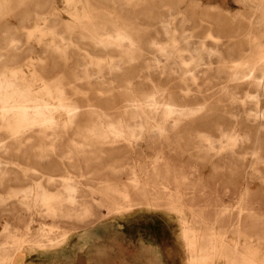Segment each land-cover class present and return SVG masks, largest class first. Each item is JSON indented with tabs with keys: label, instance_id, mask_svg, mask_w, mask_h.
Wrapping results in <instances>:
<instances>
[{
	"label": "rangeland",
	"instance_id": "1",
	"mask_svg": "<svg viewBox=\"0 0 264 264\" xmlns=\"http://www.w3.org/2000/svg\"><path fill=\"white\" fill-rule=\"evenodd\" d=\"M153 42L178 72L152 66ZM262 51L264 0H0V264H264V118L248 116L264 112ZM155 89L187 116L147 108L140 131L133 105ZM135 178L149 183L128 206Z\"/></svg>",
	"mask_w": 264,
	"mask_h": 264
},
{
	"label": "bare ground",
	"instance_id": "2",
	"mask_svg": "<svg viewBox=\"0 0 264 264\" xmlns=\"http://www.w3.org/2000/svg\"><path fill=\"white\" fill-rule=\"evenodd\" d=\"M128 1V0H127ZM253 1V0H252ZM67 3V2H66ZM36 5V4H35ZM84 11V10H83ZM49 13V12H48ZM47 13V14H48ZM74 15V14H73ZM89 15V14H88ZM91 15V14H90ZM89 15V16H90ZM181 16V15H180ZM46 17V16H45ZM50 17V16H49ZM38 18V17H37ZM241 18V17H240ZM75 19H76V17H75ZM86 19V18H85ZM170 19H171V17H170ZM244 19V18H243ZM47 20V19H46ZM51 20V19H50ZM83 20V19H82ZM72 21V20H71ZM79 21V20H78ZM172 21V20H171ZM246 21V20H245ZM35 22H37L36 20H35ZM80 22V21H79ZM92 22V21H91ZM34 23V22H33ZM55 23H56V21H55ZM82 23V22H81ZM170 23V22H169ZM35 24V23H34ZM36 24H38V23H36ZM50 24V23H49ZM68 24V23H67ZM117 25V24H116ZM166 25V24H165ZM33 26V25H32ZM164 26V25H163ZM37 27V26H36ZM73 27V26H72ZM80 27V26H79ZM31 28H34V27H31ZM38 28H39V26H38ZM90 28V27H89ZM103 28V27H102ZM118 28V27H117ZM34 29H36V28H34ZM40 29V28H39ZM64 29H66V28H64ZM120 29V28H119ZM17 30V29H16ZM42 30V29H41ZM72 30V29H71ZM70 30V31H71ZM169 30V29H168ZM22 31V30H21ZM32 32V31H31ZM30 32V33H31ZM35 32V31H34ZM38 32V31H37ZM103 32V31H102ZM169 31H167V30H165L164 31V33L166 34V36H167V33H168ZM186 32V31H185ZM188 32V31H187ZM29 33V34H30ZM172 34V33H171ZM44 35V34H43ZM57 35V34H56ZM107 35V34H106ZM105 35V36H106ZM188 35V34H187ZM208 35V34H207ZM124 36V35H123ZM163 36V35H162ZM118 37H120V35L118 36ZM126 39H127V41L130 43V45H133V41L130 39V38H128V36H124ZM124 37H123V39H124ZM45 38V37H44ZM96 38V37H95ZM108 38H111V37H108ZM122 38V37H121ZM136 38V37H135ZM184 38V37H183ZM253 38V37H252ZM56 39V38H55ZM62 39H64L63 37H62ZM93 39V38H92ZM102 39V38H101ZM101 39H97V40H99L100 42H103V40H101ZM112 39V38H111ZM205 39V38H204ZM10 40V39H9ZM166 39L164 38V41H165ZM175 40V39H174ZM16 40H15V37H14V39H11L9 42H10V46H11V48L12 49H17L18 48V45L16 44V42H15ZM48 41V40H47ZM105 41V40H104ZM156 41V40H155ZM9 42H7V43H9ZM106 42V41H105ZM109 42V41H108ZM185 42L187 43V40H185ZM99 43V42H98ZM104 43V42H103ZM54 44V43H53ZM151 44V43H150ZM153 44V47L155 48V50H156V55H155V59H154V61H155V63L152 65L156 70H158V69H160V68H163V64L164 63H166V64H170V65H172V70L173 71H169V72H178L179 70H180V68H181V65H183V62H182V60L180 61V60H174V59H172V54H174V53H172L170 50H168V48H166L165 46H163V45H161V44H163V43H159V42H153L152 43ZM200 44V43H199ZM2 45V44H1ZM27 45V44H26ZM108 45V44H107ZM113 45V44H112ZM127 45H128V43H127ZM250 45V44H249ZM259 45V44H258ZM105 46V45H104ZM115 46H117V45H115ZM137 46V45H136ZM261 46V45H260ZM106 47V46H105ZM128 47H129V45H128ZM131 47V46H130ZM129 47V48H130ZM133 47V46H132ZM55 48V47H54ZM71 48V47H70ZM119 48V47H118ZM118 48H116L115 47V49H118ZM134 48V47H133ZM76 49V48H75ZM121 49V48H120ZM153 49V48H152ZM8 51V50H7ZM56 51V50H55ZM129 51V50H128ZM82 52V51H81ZM175 52V51H174ZM184 52V51H183ZM263 52V51H262ZM125 53V52H124ZM127 53V52H126ZM264 53V52H263ZM191 54V53H190ZM196 54V53H195ZM195 54H194V56H195ZM250 54V53H249ZM260 54H262V53H260ZM193 56V57H194ZM197 56V55H196ZM197 57H199V54H198V56ZM200 57H204V58H208V60L210 59V58H212L213 57V52H212V54L211 53H207L205 56L203 55V56H200ZM262 57H264V54H263V56ZM261 57V58H262ZM109 59V58H108ZM192 59V58H191ZM198 60V59H197ZM259 60V59H258ZM37 61V60H36ZM195 61V60H194ZM254 61H255V59H254ZM261 61V60H260ZM23 62V61H22ZM184 62H186V61H184ZM210 62V61H209ZM207 63V62H205V61H202L201 63L204 65V64H210V63ZM262 62V61H261ZM260 62V63H261ZM32 63V62H31ZM90 63V62H89ZM187 63V62H186ZM257 63H259V62H257ZM99 64V63H98ZM131 64V63H130ZM136 64V63H135ZM190 64V63H189ZM195 65H198V64H195ZM212 65V64H211ZM210 65V66H211ZM242 65V64H241ZM243 65H245V64H243ZM260 65H262V64H260ZM248 66V65H247ZM264 66V65H263ZM262 66V67H263ZM85 67V66H84ZM88 67V66H87ZM108 67V66H107ZM197 67V66H196ZM4 68V67H3ZM164 68H165V66H164ZM238 68V67H237ZM208 69V68H207ZM112 70V69H111ZM162 70V69H161ZM235 70V69H234ZM245 70V69H244ZM261 70V69H260ZM85 71V70H84ZM258 71V70H257ZM263 71V70H262ZM14 72V71H13ZM154 72V71H153ZM260 72V71H259ZM155 73V72H154ZM204 73V72H203ZM251 73H253V71L251 72ZM30 74V73H29ZM160 74V73H159ZM173 74V73H172ZM187 75H189L190 76V78H191V80L194 82V84L196 83L195 81H196V74H195V72H193V71H190V70H188L187 71V73H186ZM14 75H16L17 76V74H15L14 73ZM85 75V74H84ZM83 75V76H84ZM199 76V75H198ZM39 78V77H38ZM235 79V78H234ZM264 81V80H263ZM42 82V81H41ZM54 82V81H53ZM255 82V81H254ZM257 82V81H256ZM258 83V82H257ZM262 84H263V82H262ZM9 85V84H8ZM7 85V86H8ZM43 85V84H42ZM111 85V84H110ZM128 85H130V84H128ZM196 85V84H195ZM260 85V84H259ZM0 86H2V85H0ZM151 86V85H150ZM3 87V86H2ZM6 87V86H5ZM26 87V86H25ZM4 88V87H3ZM12 88V87H11ZM45 88V87H44ZM152 88V87H151ZM257 88V87H256ZM0 89H2L1 87H0ZM8 89V88H7ZM7 89H5V90H7ZM16 89V88H15ZM31 89V88H30ZM153 89V88H152ZM259 89V88H258ZM23 90V89H22ZM156 90V89H155ZM3 91V90H2ZM18 91V90H17ZM27 91H28V89H27ZM44 91V90H43ZM73 91V90H72ZM1 92V91H0ZM9 92V91H8ZM26 92V91H25ZM30 92V91H29ZM4 93V92H3ZM19 93V92H18ZM21 93V92H20ZM2 94V93H1ZM11 94V93H10ZM10 94H8L9 96H10ZM23 94V93H22ZM25 94V93H24ZM14 95V94H13ZM29 96H30V94H28ZM83 95V94H82ZM257 95V94H256ZM255 95V97H257ZM8 96V97H9ZM16 96V95H15ZM14 96V97H15ZM21 97H22V95H20ZM19 96V97H20ZM254 96V95H253ZM252 95L251 96H247L246 95V97H253ZM8 97H5V98H8ZM13 97V96H12ZM19 97H17L18 99H19V101H21L20 100V98ZM106 97V96H105ZM140 98H144L147 102L149 101L150 102V104H147L149 107H141V105L140 104H138V105H133L134 106V108H135V110H136V112H137V115H136V117H135V123L137 124V125H139V130L140 131H142L143 130V126H142V124H143V121H144V119L145 118H147L148 116L146 115V113L147 112H145V110L148 108L150 111H152V110H157L158 108H164L163 110H164V112H163V118H162V120L160 119V123H170V122H174V123H176V122H180V120H181V118L182 117H186L187 116V114H184V113H182V112H180V111H178L177 110V107H178V104H176V103H174L173 101L171 102L170 101V96H168L166 93H159V92H157V90L154 92V93H152V94H150V95H146V96H139ZM157 97H160L161 98V101H159L158 100V98ZM167 97V98H166ZM3 98H4V96H3ZM2 98V99H3ZM51 98V97H50ZM236 98V97H235ZM245 98V97H244ZM9 99H11V98H9ZM13 99V98H12ZM14 99H16V98H14ZM28 99V98H27ZM136 99V98H135ZM143 99V100H144ZM253 99V98H252ZM258 99V98H257ZM5 100H7V99H5ZM17 100V99H16ZM54 100V99H53ZM141 100V99H140ZM9 101V100H8ZM15 101V100H14ZM145 101V102H146ZM3 102V101H2ZM10 102H12L11 100H10ZM10 102H8V103H10ZM16 102V101H15ZM22 102V101H21ZM25 102V101H24ZM28 102V101H27ZM65 102V101H64ZM144 102V101H143ZM233 102V101H232ZM231 102V103H232ZM242 102V101H241ZM246 102V101H245ZM255 102V101H254ZM3 103H5V102H3ZM29 103V102H28ZM133 103H135V102H133ZM52 104V103H51ZM136 104V103H135ZM233 104V103H232ZM257 104V103H256ZM262 104H264V103H262ZM14 105V104H13ZM20 105V104H19ZM26 105V104H25ZM34 105V104H33ZM56 105V104H55ZM249 105V104H248ZM4 106H7V105H4ZM17 106V105H16ZM35 106V105H34ZM62 107H63V105H61ZM30 107H31V105H30ZM36 107V106H35ZM40 107V106H39ZM254 107V106H253ZM22 108V107H21ZM26 108V107H25ZM32 108V107H31ZM197 108V107H196ZM23 109V108H22ZM35 109H37V108H35ZM67 110H66V119H67V121L68 122H72L73 121V119L76 117V115H77V110H75L76 108H74V106L72 105V104H70V103H67V108H66ZM54 110V109H53ZM92 110V109H91ZM162 110V111H163ZM179 110H181V109H179ZM187 111H189L188 109H186ZM191 110V109H190ZM197 110H198V108H197ZM34 111V110H33ZM65 111V110H64ZM195 111V110H194ZM193 111V112H194ZM258 111V110H257ZM257 111H254L252 114H250V115H248V116H250L249 118L251 119V120H256L257 119V117H262V118H264V112H261V113H258ZM17 112V111H16ZM26 112V111H25ZM31 112V111H30ZM35 112V111H34ZM60 112V111H59ZM155 112V111H154ZM153 112V113H154ZM156 112H160V111H156ZM198 112V111H197ZM248 112V111H247ZM22 113H24V112H22ZM32 113V112H31ZM4 114H5V112H4ZM155 114V113H154ZM162 114V113H161ZM192 114H195V112L194 113H192ZM35 115V114H34ZM91 115V114H90ZM100 115H102L101 113H100ZM239 115H241V114H239ZM24 116V115H23ZM32 116V115H31ZM37 116L38 117H36V119H34L33 121H32V123L34 124V123H39V122H42L43 121V119L45 118V117H42L43 116V113L40 111V110H38L37 111ZM151 116V115H150ZM156 116H158V115H156ZM160 116V115H159ZM228 116V115H227ZM28 117V116H27ZM33 117H35V116H33ZM98 117V116H97ZM26 118V117H25ZM29 118V117H28ZM32 118V117H31ZM30 118V119H31ZM161 118V117H160ZM247 118V117H246ZM23 119V118H22ZM27 119V118H26ZM53 119V118H52ZM96 119V118H95ZM152 119V118H151ZM245 119V118H244ZM248 119V118H247ZM47 120V119H46ZM49 120V119H48ZM75 120V119H74ZM97 120V119H96ZM159 120V119H158ZM183 120V119H182ZM186 120V119H185ZM29 121V120H28ZM65 121V120H64ZM98 121V120H97ZM99 121H100V119H99ZM184 121V120H183ZM22 123H23V121H21ZM30 122H31V120H30ZM29 122V123H30ZM44 122H46V121H44ZM101 122H102V120H101ZM253 122V121H252ZM251 122V123H252ZM264 122V121H263ZM107 123V122H106ZM144 123H145V121H144ZM159 123V122H158ZM25 124V123H24ZM28 123H26V125H27ZM33 124H31V125H33ZM165 124H163V125H165ZM171 124V123H170ZM178 124V123H177ZM255 124V123H254ZM68 125V124H67ZM173 125V124H172ZM16 126V125H15ZM50 126V125H49ZM124 126V125H123ZM119 127V126H118ZM127 127V126H126ZM125 127V128H126ZM29 128V127H28ZM123 128V127H122ZM127 128H129V127H127ZM27 129V128H26ZM164 127H161V126H158L157 128H156V133L157 134H161L163 131H164ZM63 130V129H62ZM103 130V129H102ZM126 130V131H125ZM125 130H123V129H119V128H115V127H110L109 129H108V131H107V134L108 135H114L115 137L117 136V138H119V137H124V138H126V139H138V136L137 135H135L132 131H131V129L130 130H127V129H125ZM175 130V129H174ZM263 130V129H262ZM165 132V131H164ZM106 134V133H105ZM233 134H235V133H227V132H224V134L222 135L224 138H226L227 140L228 139H230V140H233L234 142H236V141H238V135H234L233 136ZM19 136V135H18ZM222 136H221V138H222ZM258 136V135H257ZM104 137V136H103ZM240 137V136H239ZM246 137V136H245ZM111 138V137H110ZM164 138V137H163ZM242 138V137H241ZM247 138V137H246ZM245 138V139H246ZM123 139V138H122ZM243 139H244V137H243ZM245 139H244V141H245ZM125 140V139H124ZM55 141V140H54ZM107 142V141H106ZM129 142V141H128ZM220 142V141H219ZM240 142V141H239ZM130 143V142H129ZM198 143V142H197ZM217 143V142H216ZM216 143L214 142V141H211L210 142V144L211 145H216ZM238 143V142H237ZM236 143V144H237ZM240 143H242V142H240ZM121 144V143H120ZM126 144V143H125ZM200 144V143H199ZM205 144V143H204ZM218 144V143H217ZM207 145V144H206ZM208 145H209V141H208ZM259 145V144H258ZM101 146V145H100ZM218 147H220V146H218ZM217 147V148H218ZM223 148V147H222ZM232 148V147H231ZM231 148H229V149H231ZM213 149H215V148H213ZM205 150V149H204ZM208 150V149H207ZM220 150V149H219ZM231 151V150H230ZM233 151V150H232ZM216 153V152H215ZM219 153V152H218ZM232 153V152H231ZM254 153H258L257 152V150L254 152ZM155 154V153H154ZM258 155V154H257ZM237 157V156H236ZM256 158V157H255ZM39 160V159H38ZM158 162V161H157ZM244 162V161H243ZM254 162V161H253ZM258 162V161H257ZM139 163V162H138ZM262 164V163H261ZM255 165V164H254ZM260 165V164H259ZM264 165V164H263ZM139 166V165H138ZM262 166V165H261ZM235 167V166H234ZM113 169V168H112ZM243 169V168H242ZM254 169H256L255 167H254ZM251 170V169H250ZM20 171V170H19ZM252 171V170H251ZM26 172H28V171H26ZM67 172V171H66ZM242 172H243V170H242ZM23 174V173H22ZM147 175V174H146ZM24 176V175H23ZM81 177H82V175H80ZM68 177V176H67ZM50 178V177H49ZM75 178V177H74ZM73 178V179H74ZM133 178V177H132ZM181 178V177H180ZM157 180V179H156ZM62 181V180H61ZM65 181V180H64ZM78 181V180H77ZM147 181V180H146ZM148 182V181H147ZM147 182H141V181H139V180H137V178H135V179H131V180H129V183H128V186H132V189H133V193H134V196L133 197H130V196H126V205H128V206H131L133 203H137V204H140V194H141V191L145 188V187H148V185H147ZM62 183H63V181H62ZM149 183V182H148ZM39 183H37V185H38ZM64 184V183H63ZM68 184H70V183H68ZM73 184V183H72ZM72 184H71V186H72ZM125 184V183H124ZM182 184V183H181ZM65 185V184H64ZM39 186V185H38ZM101 186V185H100ZM178 186V185H177ZM85 187V186H84ZM114 187V186H113ZM116 187V186H115ZM126 187V186H125ZM152 187V186H151ZM154 187V186H153ZM162 187V186H161ZM176 187V186H175ZM69 188V187H68ZM75 188V187H74ZM87 188V187H86ZM90 188V187H89ZM183 188H185V187H183ZM188 188V187H187ZM28 189V188H27ZM76 189H77V187H76ZM83 189V188H82ZM106 189H108L107 187H106ZM118 189V188H117ZM121 189V188H120ZM130 189H131V187H130ZM30 190V189H29ZM37 190H40V189H37ZM75 190V189H74ZM78 190V189H77ZM100 190V189H99ZM110 190V189H109ZM152 190V189H151ZM157 190V189H156ZM178 190V189H177ZM25 191V190H24ZM34 190H32V192H33ZM103 191V190H102ZM108 191V190H107ZM112 191V190H111ZM125 191H126V189H125ZM144 191H146V190H144ZM154 191V190H153ZM153 191L151 192V193H153ZM165 191V190H164ZM174 191V190H173ZM38 192V191H37ZM41 192V191H40ZM71 192H73V191H71ZM105 192H106V190H105ZM110 192V191H109ZM155 192V191H154ZM175 192V191H174ZM178 192V191H177ZM191 192V191H190ZM23 193V192H22ZM43 193V192H42ZM66 193V192H65ZM70 193V192H69ZM68 193V194H69ZM82 193H83V191H82ZM108 193V192H107ZM145 193V192H144ZM150 193V194H151ZM164 193H166V192H164ZM169 193H170V191H169ZM168 193V194H169ZM184 193H186V192H184ZM204 193V192H203ZM29 194H30V192H29ZM59 194H61V193H59ZM74 194V193H73ZM78 194V193H77ZM117 194V193H116ZM120 194V193H119ZM118 194V195H119ZM146 194V193H145ZM154 194V193H153ZM167 194V193H166ZM172 194V193H171ZM174 194V193H173ZM245 194H246V192H245ZM39 195V194H38ZM103 195V194H102ZM104 195H105V193H104ZM108 195V194H107ZM110 195H112V194H110ZM193 195V194H192ZM13 196V195H12ZM29 196V195H28ZM34 196V195H33ZM35 196H37V195H35ZM51 196H52V194H51ZM51 196H50V198H51ZM62 196H63V194H62ZM123 196H125V195H122V197ZM142 196V195H141ZM145 197H147V196H149V194H147V196L146 195H144ZM151 196V195H150ZM174 196H175V194H174ZM180 196V195H179ZM191 196V195H190ZM39 198L41 197V196H38ZM105 197H107L106 195H105ZM108 197H110V196H108ZM107 197V198H108ZM113 197V196H112ZM111 197V198H112ZM117 197V196H116ZM115 197V198H116ZM140 197V198H139ZM145 197H143V198H145ZM167 197H168V195H167ZM207 197V196H206ZM14 198H15V195H14ZM42 198V197H41ZM46 198V197H45ZM62 198V197H61ZM118 198V197H117ZM116 198V199H117ZM121 198V197H120ZM125 197H123V200H125L124 199ZM152 198V197H151ZM166 198V197H165ZM3 199V198H2ZM33 199V198H32ZM37 199V198H36ZM43 199V198H42ZM52 199V198H51ZM50 199V200H51ZM53 199H54V197H53ZM52 199V200H53ZM99 199V198H98ZM113 199V198H112ZM168 199V198H167ZM22 200V199H21ZM26 200V199H25ZM28 200V199H27ZM35 200V199H34ZM38 200V199H37ZM41 200V199H40ZM47 201H48V203H49V200L48 199H46ZM51 200V201H52ZM55 200V199H54ZM110 200V199H109ZM121 200V199H120ZM123 200H121V201H123ZM171 200V199H170ZM173 200H174V198H173ZM9 201V200H8ZM113 202H114V200H112ZM119 201V200H118ZM143 201V200H142ZM146 201H147V199H146ZM191 201V200H190ZM54 202V201H53ZM73 202V201H72ZM107 202V201H106ZM152 202H154V201H152ZM211 202V201H210ZM23 203V202H22ZM36 203V202H35ZM47 202H45L44 204H46ZM117 203V202H116ZM119 203V202H118ZM117 203V204H118ZM144 203V202H143ZM147 203V202H146ZM149 203H150V201H149ZM169 203V202H168ZM37 204H39V203H37ZM44 204H43V206H44ZM124 204V205H125ZM153 204V203H152ZM173 204V203H172ZM245 204V203H244ZM40 205V204H39ZM178 205V204H177ZM21 206V205H20ZM42 206V205H41ZM42 206V207H43ZM107 206V205H106ZM137 206V205H136ZM149 206V205H148ZM165 206V205H164ZM170 206V205H169ZM25 207V206H24ZM108 207H109V205H108ZM114 207H116V206H114ZM154 207V206H153ZM57 208V207H56ZM59 208V207H58ZM106 208V207H105ZM104 208V209H105ZM245 208V207H244ZM169 209V208H168ZM201 209V208H200ZM249 209V208H248ZM46 210V209H45ZM106 210H107V208H106ZM195 210V209H194ZM202 210V209H201ZM232 210V209H231ZM234 210V209H233ZM40 211V210H39ZM224 211V210H223ZM64 212V211H63ZM106 213L107 212H110V209H109V211H105ZM194 212V211H193ZM229 212V211H228ZM235 212V211H234ZM45 213H47V212H45ZM202 213V212H201ZM48 214H49V212H48ZM197 214V213H196ZM46 215V214H45ZM107 215V214H106ZM109 215V214H108ZM103 215L101 214V217H102ZM241 216V215H240ZM106 218V217H105ZM238 218V217H237ZM247 218V217H246ZM103 219V218H102ZM78 220H79V218H78ZM206 223V222H205ZM191 225V224H190ZM192 227V226H191ZM188 229V228H187ZM220 229V228H219ZM25 230V229H24ZM191 231H192V229H191ZM208 231V230H207ZM5 232V235L8 237V231L6 230V231H4ZM37 232H39L38 234H37V236H35V238H33V240H35V239H40V240H46L47 238H48V235H49V232H44V230L42 229V230H40V231H37ZM189 232V231H188ZM30 234V233H29ZM28 234V232L25 230V231H23L22 232V234H21V236L20 237H18L17 239H16V237H15V235L13 236V233L11 234L12 235V239L13 240H17V241H26V237L29 235ZM189 234H191V233H189ZM5 237V236H4ZM190 237V236H189ZM237 238V237H236ZM5 240V239H4ZM11 241V240H10ZM5 242V241H4ZM18 243H20V242H18ZM221 243V242H220ZM207 245V244H206ZM9 246V245H8ZM1 250V249H0ZM209 250V249H208ZM239 250V249H238ZM8 251V250H7ZM19 251V250H18ZM237 252V251H236ZM0 253H2V252H0ZM198 253V252H197ZM8 255V254H7ZM240 255V254H239ZM0 256H2V255H0ZM239 257V256H238ZM244 257V256H243ZM5 256L4 257H2V258H0V263H2L3 261L5 262ZM191 260V259H190ZM249 260V259H248ZM250 263V262H249Z\"/></svg>",
	"mask_w": 264,
	"mask_h": 264
}]
</instances>
